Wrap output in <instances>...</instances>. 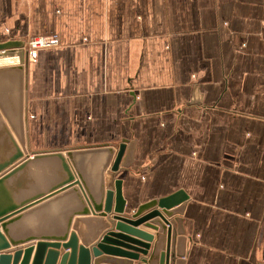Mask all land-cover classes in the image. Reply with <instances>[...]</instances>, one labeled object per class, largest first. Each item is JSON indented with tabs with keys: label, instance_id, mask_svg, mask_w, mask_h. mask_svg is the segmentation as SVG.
Returning a JSON list of instances; mask_svg holds the SVG:
<instances>
[{
	"label": "crops",
	"instance_id": "1",
	"mask_svg": "<svg viewBox=\"0 0 264 264\" xmlns=\"http://www.w3.org/2000/svg\"><path fill=\"white\" fill-rule=\"evenodd\" d=\"M49 35L0 68L14 134L32 150L124 141V212L163 213L174 264H264V0H0V42ZM76 219L89 264H111L91 248L120 232L112 214Z\"/></svg>",
	"mask_w": 264,
	"mask_h": 264
},
{
	"label": "water",
	"instance_id": "2",
	"mask_svg": "<svg viewBox=\"0 0 264 264\" xmlns=\"http://www.w3.org/2000/svg\"><path fill=\"white\" fill-rule=\"evenodd\" d=\"M13 58L17 60L2 62ZM25 60L21 42H0V68L21 71ZM125 147L122 141L117 146L32 150L14 134L0 108V264H57L60 246L69 251L58 264H89L90 249L78 243L75 218L107 213L120 232L108 230L91 249L94 255L102 251L116 258L99 259L111 264H174L172 226L163 213L157 208L140 215L124 212L122 178L116 174ZM175 198H162L159 206L169 209ZM154 234L165 236L164 249L158 240L151 245ZM10 247L16 248L11 252Z\"/></svg>",
	"mask_w": 264,
	"mask_h": 264
},
{
	"label": "built area",
	"instance_id": "3",
	"mask_svg": "<svg viewBox=\"0 0 264 264\" xmlns=\"http://www.w3.org/2000/svg\"><path fill=\"white\" fill-rule=\"evenodd\" d=\"M58 42L59 40L56 35L38 36L27 42L25 52L27 53L28 58L35 59L38 48L55 46Z\"/></svg>",
	"mask_w": 264,
	"mask_h": 264
},
{
	"label": "bare ground",
	"instance_id": "4",
	"mask_svg": "<svg viewBox=\"0 0 264 264\" xmlns=\"http://www.w3.org/2000/svg\"><path fill=\"white\" fill-rule=\"evenodd\" d=\"M16 60H17L16 58H15V59L13 58V59L2 60V62H3V63H9V62L12 63V62H15ZM23 65H24V64H23Z\"/></svg>",
	"mask_w": 264,
	"mask_h": 264
}]
</instances>
